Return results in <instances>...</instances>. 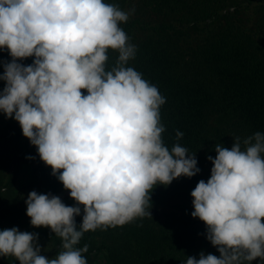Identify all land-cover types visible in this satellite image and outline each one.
<instances>
[{
  "label": "clouds",
  "instance_id": "1",
  "mask_svg": "<svg viewBox=\"0 0 264 264\" xmlns=\"http://www.w3.org/2000/svg\"><path fill=\"white\" fill-rule=\"evenodd\" d=\"M132 12L104 0H0V50L12 57L0 61V112L19 123L76 202L66 206L58 196L31 191L25 201L31 225L50 228L63 250L49 259L41 255L38 233L13 227L0 230V257L88 264V245L76 247L84 233L151 216L157 184L200 172L195 154L163 143L165 97L126 66L137 49L119 25ZM109 49L119 55L106 70ZM28 57L35 58L31 65L17 62ZM183 135L176 132L177 139ZM243 145L236 137L231 149L216 144V157H207L211 176L191 192V215L205 223L220 255L202 252L186 264L264 260V134L256 132Z\"/></svg>",
  "mask_w": 264,
  "mask_h": 264
},
{
  "label": "trees",
  "instance_id": "2",
  "mask_svg": "<svg viewBox=\"0 0 264 264\" xmlns=\"http://www.w3.org/2000/svg\"><path fill=\"white\" fill-rule=\"evenodd\" d=\"M104 2L126 12L134 9L128 21L119 25L137 49L126 66L141 73L165 97L160 107L163 143L169 150L179 143L195 154L200 172L167 186L157 184L150 192L151 216L86 232L76 247L88 245L83 254L88 264H186L188 257L199 259L202 252L219 257L207 239L205 223L191 215V192L200 180L210 178L213 165L207 157H216V144L231 149L240 137L244 150L245 138L264 134V0ZM107 55L105 67L111 70L119 53L109 49ZM34 59L17 62L28 66ZM11 60L7 50H0V61ZM3 72L0 64V75ZM4 86L0 80V91ZM177 131L184 134L182 138L177 139ZM25 188V196L12 198ZM61 190L58 174L52 175L19 123L0 112V230L16 227L38 233L41 255L55 258L63 250L61 238L50 228L33 227L29 217L17 220L18 210L9 208L20 207L22 201L26 215L25 201L31 191L55 195L66 206H76L70 194L65 197ZM80 207L77 227L82 223ZM0 264L19 262L8 256L0 257ZM251 264H264V260Z\"/></svg>",
  "mask_w": 264,
  "mask_h": 264
},
{
  "label": "rangeland",
  "instance_id": "3",
  "mask_svg": "<svg viewBox=\"0 0 264 264\" xmlns=\"http://www.w3.org/2000/svg\"><path fill=\"white\" fill-rule=\"evenodd\" d=\"M18 184H20V181H17ZM27 190L26 188L25 189H18V192L16 193V195H14L12 198H17L19 197L21 194L23 196H25V193L24 191ZM61 195H64L65 197H68L69 195V191L68 190H61L60 192ZM24 205V202L21 201V206ZM16 207V206H10L9 210H11V208L15 209V210H18V212L14 215V217H18L19 219L17 220H20V221H24L28 216H26L24 213H23V210H24V207ZM21 211V212H19ZM22 215V216H21ZM18 221L17 223H19V225L21 224V222ZM46 248V247H45ZM47 250V248H46Z\"/></svg>",
  "mask_w": 264,
  "mask_h": 264
}]
</instances>
